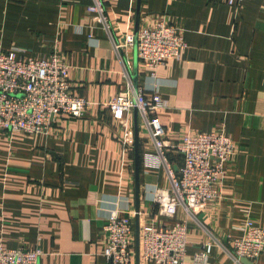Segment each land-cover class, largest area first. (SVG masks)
Returning <instances> with one entry per match:
<instances>
[{"label":"crops","instance_id":"obj_1","mask_svg":"<svg viewBox=\"0 0 264 264\" xmlns=\"http://www.w3.org/2000/svg\"><path fill=\"white\" fill-rule=\"evenodd\" d=\"M103 2L117 42L159 16L184 31L182 57L157 69L145 67L135 47L123 51L133 86L157 91L165 100L157 117L169 142L224 132L239 150L224 165L219 195L198 221L182 209L174 217L162 216L154 197L158 189H169L168 178L133 110L129 122L134 133L138 127L140 227L186 222L184 264H237L208 231L228 243L242 237L247 221L264 227V0H247L239 9L225 0ZM92 4L0 0V49L33 59L58 52L70 67L72 93L91 102L80 119L60 117L49 135H0V246L40 248L41 264H110L103 226L114 202L118 199L124 216L137 214L135 150L124 146L123 129L108 107L129 81L112 39L97 14L88 12ZM201 253L207 255L205 263L197 260ZM253 264H264V251Z\"/></svg>","mask_w":264,"mask_h":264},{"label":"built area","instance_id":"obj_2","mask_svg":"<svg viewBox=\"0 0 264 264\" xmlns=\"http://www.w3.org/2000/svg\"><path fill=\"white\" fill-rule=\"evenodd\" d=\"M88 12L96 13L98 23L110 36L115 51L124 62L127 88L120 92L108 107L114 121L123 129L126 148L135 145V133L130 126L129 114L136 110L145 127L152 151L157 156L169 182V189H158L154 202L159 214L174 217L182 209L188 218L198 221L207 205L216 199L222 184L224 165L238 153V146L224 132L187 134L181 144H171L164 125L157 117L166 106L157 91L147 93L136 89L130 82L131 63L123 51L135 47V34L129 32L115 41L112 25L106 15L103 0H92ZM247 0H225L233 8H241ZM140 62L147 68L157 69L170 60H179L187 44L184 31L167 22L164 16L141 28L137 35ZM91 102L72 93L70 67L58 52L44 59L20 58L14 50L0 49V135L21 133L25 136L49 135L51 127L62 116L80 119ZM178 155L181 160L173 159ZM105 198L100 207H105ZM118 200V199H117ZM116 207L110 211L103 226L106 235L104 256L110 264H134L135 219L124 216ZM204 228V225L199 223ZM187 223L171 228L148 223L140 227V262L145 264H184L187 248ZM206 231V230H205ZM243 235L228 243L209 233L210 240L224 249L237 264L247 259L254 263L264 251V227L251 221L242 226ZM40 248L9 249L0 246V264H41ZM207 261L206 253L197 257Z\"/></svg>","mask_w":264,"mask_h":264},{"label":"water","instance_id":"obj_3","mask_svg":"<svg viewBox=\"0 0 264 264\" xmlns=\"http://www.w3.org/2000/svg\"><path fill=\"white\" fill-rule=\"evenodd\" d=\"M138 0V5H139ZM139 16H140V8L138 6L137 9V24L139 21ZM138 26L136 27L135 30V50H136V57L138 56V50H137V35H138ZM136 79V76H135ZM136 111V110H135ZM134 150H135V179H136V218H135V249H136V264L140 263V220H139V170H140V155H139V143H138V127L136 126L135 128V145H134ZM243 264H253L247 259L242 260Z\"/></svg>","mask_w":264,"mask_h":264},{"label":"trees","instance_id":"obj_4","mask_svg":"<svg viewBox=\"0 0 264 264\" xmlns=\"http://www.w3.org/2000/svg\"><path fill=\"white\" fill-rule=\"evenodd\" d=\"M172 158H173V159H178L179 161L181 160V157L178 156V155H175V156H173ZM141 262H142V261H141Z\"/></svg>","mask_w":264,"mask_h":264}]
</instances>
